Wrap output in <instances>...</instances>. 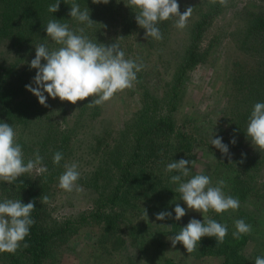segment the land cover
Wrapping results in <instances>:
<instances>
[{"label":"trees","instance_id":"trees-1","mask_svg":"<svg viewBox=\"0 0 264 264\" xmlns=\"http://www.w3.org/2000/svg\"><path fill=\"white\" fill-rule=\"evenodd\" d=\"M54 3L56 0H0V41L7 37L4 53L14 47L19 53L25 45L31 46L35 51L38 44H46L50 50L57 49L59 45L46 33L49 20L56 19L60 23H67L77 34L78 29L84 28L83 34L95 43L106 46L117 43L124 51L126 59L144 65L145 52L149 55V51H156L162 57V49L171 46L172 27L178 19L173 17L157 24L163 36V39L158 41L152 37L146 38V30L141 28L135 19L138 10L127 6L128 0H109L108 4L75 0L82 11L89 9L90 19L94 21L91 28L70 17L73 0H60L59 11L51 13L48 9ZM220 8L218 0L216 3L200 0L198 5L192 6L194 18L186 27V42L182 52L180 51L177 60L172 59V71L167 72L170 79L165 84L164 94L159 96L156 93L154 96L147 88L143 90L142 107L129 127V141L117 143L112 150L107 151L112 168L115 169V178L106 179L100 173L102 177L93 179H102L103 183L99 187L103 189L98 190L91 211L75 219L51 218L43 200V197L48 196L50 185L58 182L65 171L64 166L68 163L71 151L72 129L64 127L55 130L49 126L47 132L45 130L43 135H38L42 140L37 146L36 143L33 144L34 135L29 134L30 128H26L40 112L48 116L52 108H60V100L50 98L48 108L42 106L38 98L32 96L25 88V85L30 84L24 77L25 71L18 72L5 54V58L0 60V122H7L13 127L17 142L22 147L25 163L30 159L34 160L38 151L43 157L42 165L47 171L36 175L26 173L17 181L5 186L3 193L7 195L6 199L20 200L24 204L34 201L35 209L31 213L34 224L30 226V234L14 254L0 252V264H54L59 249L69 238L82 226L92 224L100 226L97 242L92 246L95 261L99 258L103 260L104 255L110 254V247L117 250L121 248L125 243L121 231L127 230L132 244L138 250L137 262L178 264L174 256L168 253L172 248L171 241H164L162 238H172L179 234L188 220L194 217H189L192 211L188 210L181 194L176 190L178 184L170 182L171 176L178 173L167 172L166 167L182 158L194 162L197 155L195 148L198 149L199 142L193 135H187L177 128L174 113L182 103L183 80L187 71L200 61L198 48L202 33ZM12 27H15L13 32L10 31ZM238 42L246 51H252L264 58V14L245 17L244 33ZM134 50L135 56L132 55ZM159 59L166 67L169 60L166 62L163 58ZM42 63L45 62L42 60ZM260 65V68L251 74V82L245 88L247 92L244 97L237 101L241 103L245 98L248 106L250 105L248 112L241 111L244 124L249 122L254 105L258 102L264 103V62ZM36 71H32V81ZM141 75V71L138 72L137 78L140 79ZM28 136L29 141L25 143L23 138L27 139ZM57 151L63 154L59 165L53 163V156ZM261 152L264 153L262 150ZM261 162H264V154ZM257 163L259 164V161ZM254 165L258 168L257 164ZM189 167H193V164ZM252 168L253 165L247 164L242 167L241 172L248 175ZM235 177L237 186L242 185V190H249V185L238 180V175ZM183 179L187 181L190 178ZM177 203L186 209V215L179 221L174 219ZM161 211L171 212L172 218L157 220L156 215ZM150 219L154 225H159L152 228ZM194 219L201 222L203 219H213L225 225L220 214L212 210ZM161 224L171 227H162ZM227 229L228 234L220 245H216L215 237H202L197 245L196 255L222 257L223 264H249L243 253L246 235L234 239L232 233L235 230L228 226ZM24 244L28 246L24 247ZM258 257H264V252Z\"/></svg>","mask_w":264,"mask_h":264},{"label":"rangeland","instance_id":"rangeland-1","mask_svg":"<svg viewBox=\"0 0 264 264\" xmlns=\"http://www.w3.org/2000/svg\"><path fill=\"white\" fill-rule=\"evenodd\" d=\"M199 1L177 0L180 13L183 14L187 6L198 5ZM220 7L202 33L198 48L200 61L186 73L182 103L174 113V119L181 132L193 135L199 142L198 149L195 148L197 155L193 167L190 168L189 178L197 174L206 175L210 178L212 186L224 180L225 194L238 198L239 209L228 210L220 214V218L235 231V221L238 219H243L251 225V232L245 234L247 240L243 253L249 264H255V259L264 252V162H261L264 153L252 145L251 138L247 137L248 122L244 124L241 117V111L248 112L250 105L248 106L245 98L241 103L237 101L244 97L247 92L245 88L251 82V74L260 68L264 58L252 51H246L238 41L244 33L245 17L264 14V0H228L227 6ZM193 18L192 12L187 25ZM186 27L179 29L176 24L172 27V43L162 49V57L156 51H149V55L145 52L146 60L141 70V78H137L139 82H135L131 89L117 93L102 105L90 106L91 97L78 101L75 105L68 101H59L60 108H52L48 116L40 112L33 118L32 124L26 127L30 128L29 134L34 135L33 144L36 143L37 146L42 140L38 135H43L45 130L47 132L49 126L55 130L64 127L72 129L71 151L67 164L78 165L80 178L77 184L81 190L67 192L59 187V181L50 185L47 200L44 202L51 218L75 219L87 214L91 211L98 190L103 189L99 187L103 180L93 179L102 176L106 179L115 178V169L112 168L107 151L112 150L117 143L129 141V127L142 107L143 90L147 88L154 96L156 93L159 96L164 94L165 84L170 79L167 72L172 71V62L178 59L186 42ZM14 29L15 27H12L10 31L13 32ZM6 42L7 37L0 41V60L7 54L9 63H14L18 72L25 71L24 77L32 84L34 69L30 67V62L35 55L34 49L25 45L19 53L15 47L4 53ZM134 52L133 56L136 55ZM159 58L165 59L166 62L169 60L166 67ZM32 86L35 87L34 84ZM30 94L33 96L31 92ZM45 95L47 96V93ZM50 98L46 101L48 106ZM217 137H222V143L228 146V155L222 154L211 144L212 138ZM233 139L236 140L235 144L231 143ZM23 141L28 143L29 136L27 139L23 138ZM247 164L253 165L249 176L241 172L242 167ZM254 164H257L258 168ZM31 173L36 175L39 172L33 170ZM236 175L238 180L249 185V190H242V185L237 186ZM7 185V182L0 181V202L7 198L3 193ZM188 210L192 211L189 213L191 218L204 214ZM150 225L155 228L159 224L154 225L150 219ZM99 230L100 226L96 224L82 226L59 249L54 264H104V261L106 264L140 263L137 262L138 250L132 244L127 230L121 231L125 240L121 248L117 250L110 247V254L104 255L103 260L99 258L95 261L92 246L97 242ZM165 239L171 238L164 236L162 240ZM168 253L174 256L178 264H223L222 257H198L196 251L189 254L181 243H177Z\"/></svg>","mask_w":264,"mask_h":264},{"label":"clouds","instance_id":"clouds-1","mask_svg":"<svg viewBox=\"0 0 264 264\" xmlns=\"http://www.w3.org/2000/svg\"><path fill=\"white\" fill-rule=\"evenodd\" d=\"M94 4H108L109 0H92ZM216 3L217 0H210ZM221 6H227L228 0H218ZM127 6L137 9L136 22L146 30L145 36L155 40H162L163 36L157 27L159 22L178 17L176 27L184 29L187 20L192 14V7L186 8L183 14L179 11L177 0H128ZM60 0L49 6V12L59 11ZM71 18L91 28L94 21L90 19L89 9L83 11L80 5L71 4L69 12ZM85 29H78V33L69 28L67 23L59 20H49L46 26L47 36L59 45L57 49L50 50L46 44L35 46V58L31 60L30 67L36 69V75L32 84L25 88L38 98L42 106L48 107V97L59 98L60 101H68L75 105L78 101H84L91 97L90 106L102 105L110 101L117 93L131 89L137 82V73L143 68L142 63L132 59H126L125 53L117 43L105 45L95 43L84 35ZM42 60L45 63H42ZM35 85L33 87L32 85ZM47 93V96L45 95ZM247 137L251 138L252 145L264 151V103H256L253 107L247 126ZM232 144L236 140L231 141ZM211 144L219 149L222 154L228 155V146L222 143V137L212 138ZM243 155V154H242ZM63 154L57 151L53 156V163L59 165ZM43 157L39 152L35 159L24 161V153L21 145L17 142V134L7 122H0V181L9 184L18 180L26 173L36 170L44 173L47 168L42 165ZM193 161L180 159L169 163L167 172H177L171 176V183L178 184L176 189L181 194L182 201L188 209L208 213L210 210L222 214L228 210L236 211L240 207L238 198L226 195L223 188L224 180L218 181L212 186L210 178L206 175L197 174L185 181L183 178L191 175L190 164ZM65 171L59 177V187L67 192L80 191L77 184L80 173L78 165L65 164ZM46 201L47 197H43ZM35 209L34 201L26 204L20 200L5 199L0 202V252L15 253L21 247V242L30 234V226L34 224L31 213ZM176 221L186 215V209L179 203L174 208ZM145 215L147 216L146 210ZM172 218V213L161 211L156 219L163 221ZM162 227H171L161 224ZM236 231L232 233L234 239L251 232V225L243 219L235 221ZM228 234L226 225L216 220L207 219L201 222L191 219L186 226L181 228L179 234L171 239L172 247L181 243L190 254L197 250L202 237H215L216 245L224 243ZM27 247V244L23 245ZM255 264H264V257H257Z\"/></svg>","mask_w":264,"mask_h":264}]
</instances>
